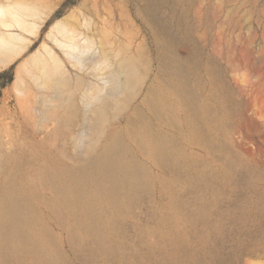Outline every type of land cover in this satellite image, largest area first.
Returning a JSON list of instances; mask_svg holds the SVG:
<instances>
[{"label":"rangeland","instance_id":"374dc122","mask_svg":"<svg viewBox=\"0 0 264 264\" xmlns=\"http://www.w3.org/2000/svg\"><path fill=\"white\" fill-rule=\"evenodd\" d=\"M7 3L45 17L33 35L12 30L28 46L0 67V207L6 175L16 173L57 264H264V0H0ZM61 19L78 33L76 44L94 42L83 71L54 48L69 90L35 83L22 67L52 45L48 34ZM125 55L145 64L144 78L123 107L122 94L107 96L98 139L120 137L133 178L146 185L113 214L100 243L66 206L51 210L52 177L85 166L90 96L108 93L114 59ZM69 94L71 124L64 122ZM157 95L167 108L150 105ZM146 130L178 153L158 163L139 142ZM23 264L37 263L27 257Z\"/></svg>","mask_w":264,"mask_h":264},{"label":"bare ground","instance_id":"6f19581e","mask_svg":"<svg viewBox=\"0 0 264 264\" xmlns=\"http://www.w3.org/2000/svg\"><path fill=\"white\" fill-rule=\"evenodd\" d=\"M35 17V21H29V18L34 19ZM44 17V14L37 13V10L28 4H0L1 68L9 64L28 46L29 41L12 30L17 29L33 35ZM77 35L76 30L69 29L63 19L56 21L48 34L52 45L45 43L41 51L30 56L22 65L27 77L35 83L50 88L60 85L69 90L72 81L68 74H64L62 63L55 54L54 48L57 47L62 51L73 68L83 71L89 62H93L88 52L94 46V42L89 37H83L85 45L80 46L75 43ZM176 41L177 39H173L170 42L176 43ZM98 49L103 62L112 65L110 55L105 50ZM89 58H91L90 61ZM113 65L115 70L106 80L104 87L108 93L101 97L96 94L90 96L95 110L90 112L91 133L86 137V152L89 154V159L81 168L55 171L52 181L58 196L50 203L51 210L57 214H60L63 206H66L76 217L78 225L86 228L100 243H103L109 236L113 214L122 211L126 199L134 196L141 186L146 185L145 180L133 178L134 169L126 158L127 146L120 137L110 138L103 144L98 139L101 126L107 121L110 107L107 96L122 94L123 102L118 107H123L134 89L143 80L146 70L145 64L134 56L125 55L116 58ZM91 104L90 102L84 103L85 107ZM150 105L167 108L161 95L152 98ZM65 108L64 122L71 124L75 118L76 105L70 94ZM138 139L151 150L149 154L152 153L158 163L163 158L178 153L171 142L156 138L148 130L139 134ZM5 163L6 158L2 156L0 172L5 169ZM5 184L8 195L5 204L0 207V264H23L27 257L37 264H57L55 252L48 247L49 237L46 224L41 220L38 210L20 191L22 186L16 173H7ZM34 222L37 225L31 227Z\"/></svg>","mask_w":264,"mask_h":264}]
</instances>
